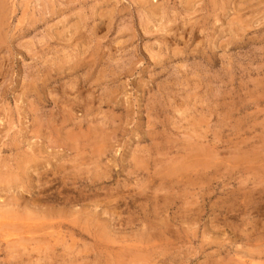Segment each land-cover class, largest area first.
<instances>
[{
	"label": "rangeland",
	"instance_id": "obj_1",
	"mask_svg": "<svg viewBox=\"0 0 264 264\" xmlns=\"http://www.w3.org/2000/svg\"><path fill=\"white\" fill-rule=\"evenodd\" d=\"M0 264H264V0H0Z\"/></svg>",
	"mask_w": 264,
	"mask_h": 264
},
{
	"label": "bare ground",
	"instance_id": "obj_2",
	"mask_svg": "<svg viewBox=\"0 0 264 264\" xmlns=\"http://www.w3.org/2000/svg\"><path fill=\"white\" fill-rule=\"evenodd\" d=\"M2 16V15H1Z\"/></svg>",
	"mask_w": 264,
	"mask_h": 264
}]
</instances>
